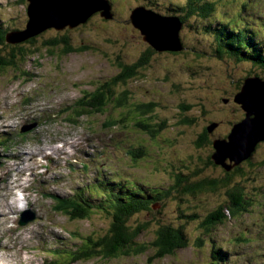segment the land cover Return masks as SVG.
<instances>
[{
    "label": "rangeland",
    "instance_id": "374dc122",
    "mask_svg": "<svg viewBox=\"0 0 264 264\" xmlns=\"http://www.w3.org/2000/svg\"><path fill=\"white\" fill-rule=\"evenodd\" d=\"M108 1L112 21L96 14L66 32L73 47H88L85 52L62 56L57 48V55H48L44 42L63 35L49 31L34 44L25 45L35 54L29 53L14 67L0 69V178L7 162H16L11 165L7 189L0 194V264H51L58 259L68 264L70 252H76L97 231L104 233L110 221L124 222L133 230L145 227L134 239L145 244L159 227H172L181 230L187 246L162 258L149 249L113 261L92 258L70 264H264V146L257 148L253 160L239 165L230 182V190L242 189L251 202L246 211L232 215L227 207L222 222L205 227L209 211L226 202L225 188L185 192L199 180L223 176V169L203 162L214 153L212 142L225 138L244 118L241 107L233 102L244 79L259 76L264 81V68L250 56L258 50L264 58V0L216 1L208 19L191 15L185 21L180 32L183 50L163 54L144 42L131 23V13L142 6L163 16L180 17L184 0ZM27 6L25 0H0L1 26L8 31L25 29ZM220 22L230 24V44L246 46L253 38L251 51L228 54L219 47L212 33L217 27L207 30L205 26ZM218 36L227 43L225 33ZM9 51L10 47L0 46V58L8 59ZM147 52L146 63L135 77L116 86V94L128 92L122 111L132 106L130 110L139 113L137 108L152 105L150 112L109 128L104 124L117 120L119 112L103 109L80 117L77 123L72 122L74 116L67 120L68 113L62 112L65 108L85 94L93 96L106 81L118 77V62L134 64ZM182 119L193 122L182 124ZM140 121L154 126L155 138L139 129ZM39 122L37 130L20 132L23 126ZM213 124L217 127L210 132V141L198 150V135ZM131 150L137 152L135 156L143 150L141 159L134 162ZM29 164L34 167L28 171L34 181L23 174ZM17 168L22 170L18 175ZM199 169L205 172L199 175ZM15 176L16 187L27 192V208L21 213L31 208L41 218L22 228L16 224L17 208L9 206L16 197ZM138 185L144 193L139 199L148 203L125 218L120 209L112 214V206L99 197L112 195L114 188L117 195L127 198L128 190L135 191ZM51 195L87 198L92 216L71 220L54 209Z\"/></svg>",
    "mask_w": 264,
    "mask_h": 264
},
{
    "label": "trees",
    "instance_id": "16d2710c",
    "mask_svg": "<svg viewBox=\"0 0 264 264\" xmlns=\"http://www.w3.org/2000/svg\"><path fill=\"white\" fill-rule=\"evenodd\" d=\"M184 1H185V7L184 9L181 10V13H183L184 15L180 17L175 16V17L180 18V21L182 22L183 25H185V21L191 15H198L202 18L208 19L211 16V14L214 12V5H215V2L218 0H184ZM27 5H28V1H27ZM26 14H27V8H26ZM97 15H100V13H98ZM102 19L105 21L113 20V19L106 20L104 18ZM212 27H217L216 29L213 30L214 32L212 33H215L217 35L218 41H219V47L225 48L228 54H230V51L240 50L238 54L243 55L244 53L242 54V52L247 51V50L251 51L252 46L250 45V43L252 42L253 38L251 39V41L247 42L246 46H243L242 43H240L239 45L230 44L229 37L230 35H232L233 32L230 31L229 29L230 28L229 23L225 24L224 22H220L219 26L214 25V24H209L205 26L207 30H212ZM134 29L136 28L134 27ZM69 30L71 29L67 28L63 31H56V33L63 34V35H60L59 37L58 35L55 37L53 36V38L44 42V47L46 51L48 52V55H57V51H58L57 48H61L60 51H61L62 56H65L68 54H75V53L80 54L88 50V47L86 46L73 47L71 45L70 38L66 36V32H68ZM49 31L54 32V30H48L46 32H49ZM10 32L12 31H8L7 29H4V27L1 26V23H0V46L10 47V51L8 53L9 58L8 59H5L4 57L0 58V69H4L6 67H14L18 65V60H23L27 58L29 53H31L32 55L35 54L34 51L25 47V45H30V43L34 44L35 40L41 38L39 35L38 37L31 39L25 43L18 44V45H11L6 42V36ZM139 33L143 38V35L141 34L140 31ZM218 33L220 35L222 33H225L227 35V38H228L227 43L224 42L226 40L218 36ZM249 46H250V49H249ZM152 50L155 51L154 48H152ZM254 52L252 54L249 53L251 58L255 59V62L257 61L258 62L257 64L261 65L264 68V58L261 57V53L258 50L256 51L254 50ZM167 53H173V52H167ZM174 53H178V52H174ZM218 53L222 54L223 51L219 50ZM149 55H150V52H147L138 60V62L134 64H130V65H127L122 62H118V67L121 72V73L119 72L118 77H115L112 80L106 81L102 89L99 91H95L93 96L87 97L89 94H85V96H83L81 99L76 100L70 107L68 106L69 108L67 107L64 109L63 114L68 113L69 121L74 116L75 120H72V122L77 123V120L80 117H83L85 115H94L96 113H101L103 109H106L109 112L113 110L114 113L119 112L117 114L118 116L117 120H110V122L108 121L104 124L105 126H107V128H109V126L117 125L119 123H124L129 120H135L136 115H138L139 113L141 117L145 116L146 113L151 111L152 105L141 106L139 108L136 107L139 113H135L136 109L134 108L133 110H130L132 106L130 107L128 106L129 110L127 109L126 111H122V109L124 108V103H126V101L128 102V97H127L128 92H123L118 95L116 94V86L120 83L125 84L128 80L135 77L138 73V70L146 63ZM236 58L240 62L244 61V58L242 59H239L238 57ZM249 77H254V76H247L245 79ZM233 102H234V98H233ZM245 118L246 116L244 113V118L241 121H243ZM192 122L193 121L189 119H184V120L182 119V124H192ZM139 126H140L139 129L141 131L145 133L147 132L151 138H155L156 131L154 130V126L152 124L147 123L145 121H140ZM206 132L210 134V132L208 131V128H206ZM213 143L214 141L212 142V148L214 150ZM195 145H196L195 147L198 150H201L204 148L202 139L201 140L197 139V144ZM262 146H264V142L260 143L257 146V148L260 150ZM255 153L256 151L254 152V154ZM135 154H137V152L135 150H131L130 155L132 156V160L134 162H137L139 159H141L143 155V150L138 152L139 156H135ZM254 154L247 161L253 160ZM213 155L214 153L209 154L205 158V161L203 162V164L205 166H210V167L219 166L224 171H226L222 166L217 165L215 163L212 157ZM226 163L229 165L230 161L227 160ZM204 172L205 170L199 169V175ZM226 172H230V171H226ZM214 177L218 178L216 176H211L206 179H203V181L199 180L196 183V185L191 186L190 188H186L185 192L196 194L201 191L202 192L215 191V187L216 189L218 187L225 188V191L227 192V199L225 200L226 201L225 203H223V201L221 203L230 205L231 214L235 215V214H240L246 211L247 204H250L251 202L249 203L248 201H246L247 200L246 197H244V195H242L241 193L242 189H241V192L239 191L240 189H236V188L234 190L229 191L230 189L229 184L232 181L233 176H231L230 179H226V180H221V179L215 180ZM133 189L135 191H132L131 189L128 190L129 194L127 198H123V195H117L114 191V188L112 189L113 190L112 195H108V196L100 195L99 197L104 199L105 204H109L112 206V211H113L112 214H118V211L120 209L121 217L125 218L134 213L139 212L142 207L146 206L144 204L148 203V202L144 203L141 199H139L140 195L144 194L143 191L140 189L139 185L138 187L133 188ZM158 195H160L161 197L162 196L164 197V195L160 193ZM165 196H168V194ZM51 197L53 198L56 204L54 209L57 212H61L65 214L71 220H85L89 216H92L91 211L89 210L90 204L87 198H81L80 200H77L75 197L64 198V197H60L56 195H51ZM223 209H224L223 207L219 208L217 210L218 212L213 213V215L208 213L206 219L204 220L203 225L205 227H210V221L212 217L214 216L218 217V215H220V217H223V214H224ZM110 225H111L110 228L106 229L104 233L97 231V233H95L93 236L87 237V239L83 240V243L80 245V247L77 249L76 252H70L71 259L68 264L81 261L83 259L89 260L91 258H98V260L100 261H102L103 259L110 260V259H115V258L124 256L126 254H132V253L140 254L144 252L145 250H149V249H153L154 251L157 252L155 254L156 258H162L164 256H172L180 248L187 246L185 237H183L181 230L176 231V230H173L172 227L165 226L164 228L158 229L152 241L145 244V243H137L134 240L138 236L139 231L142 229H145V227L140 226L137 230L136 229L133 230L129 226H127L124 222H119V221H110ZM86 242H87V245H85ZM219 260H220V257H219ZM222 260L224 259L222 258ZM51 264H67V263H61V261L58 259L57 263H51Z\"/></svg>",
    "mask_w": 264,
    "mask_h": 264
},
{
    "label": "water",
    "instance_id": "95a60500",
    "mask_svg": "<svg viewBox=\"0 0 264 264\" xmlns=\"http://www.w3.org/2000/svg\"><path fill=\"white\" fill-rule=\"evenodd\" d=\"M28 22L24 30L7 34L6 42L11 45L25 43L48 30L63 31L75 29L86 24L94 15L112 20L114 14L108 0H27ZM132 25L143 35V40L158 53L180 52V32L183 24L179 17L163 16L144 7H138L131 13ZM228 103V100L224 101ZM234 102L244 111L246 118L234 125L226 139L213 143L217 165L226 171L238 167L249 160L257 146L264 142V81L258 77H249L243 81ZM37 125L25 126L22 132H28ZM216 124L208 128L212 132ZM229 160L228 165L226 161ZM37 219L34 212L22 214L20 226H26ZM27 221V222H26Z\"/></svg>",
    "mask_w": 264,
    "mask_h": 264
},
{
    "label": "flooded vegetation",
    "instance_id": "af4514ba",
    "mask_svg": "<svg viewBox=\"0 0 264 264\" xmlns=\"http://www.w3.org/2000/svg\"><path fill=\"white\" fill-rule=\"evenodd\" d=\"M121 73V72H120ZM240 89H241V87H240ZM240 89H239V91H240ZM231 104V103H230ZM237 105V104H236ZM238 106V105H237ZM231 130V129H230ZM231 132V131H230ZM212 135H214V133L212 134ZM210 136H211V134H208L206 131H202L201 132V134H199L198 135V139L199 140H203V144H204V146L208 143L207 141H209L210 139ZM226 136H228V135H226ZM225 136V138H227ZM225 138H220L219 140H223V139H225ZM200 159V158H199ZM248 162V161H247ZM206 164V163H205ZM8 162H7V166L6 167H4L2 170H1V172L4 174L5 173V170H7L8 169ZM215 167V169H222L221 167H219V166H214ZM241 166H239V167H237V168H234L233 170H231V172H223V176H219L218 178H215V180H218V179H221V180H226V179H230V177L235 173V172H237L238 170H239V168H240ZM224 171V170H223ZM233 172V173H232ZM7 181H6V179H5V177H1L0 178V189L3 187V184H5ZM230 185V184H229ZM223 186V185H222ZM230 187V186H229ZM187 188H190V187H187ZM229 191H230V189H229ZM200 193H203L202 191L200 192ZM229 196V195H228ZM230 197V196H229ZM238 202V201H237ZM145 207V206H144ZM227 208V207H229L230 208V205H228V204H222L221 202L216 206V208H214V209H212L211 211H209V213L210 214H212L213 215V213H215V212H218L217 210L219 209V208ZM228 208V209H229ZM224 209H223V213H224ZM209 214V215H210ZM223 218H224V214H223V217H217V216H214V217H212L211 218V221H210V226H213V225H215V224H217V222H219V221H223ZM220 223V222H219ZM140 227V226H139ZM138 227V228H139ZM109 228H110V226H109ZM108 228V229H109ZM160 228H164V227H159L158 229H160ZM155 253H157V252H155ZM120 257H118V258H115V259H110L109 261H113V260H117V259H119ZM92 259V258H91Z\"/></svg>",
    "mask_w": 264,
    "mask_h": 264
},
{
    "label": "bare ground",
    "instance_id": "6f19581e",
    "mask_svg": "<svg viewBox=\"0 0 264 264\" xmlns=\"http://www.w3.org/2000/svg\"><path fill=\"white\" fill-rule=\"evenodd\" d=\"M263 125H264V121L262 120V119H260L259 120ZM27 159V158H26ZM29 159V158H28ZM20 203V207H19V204ZM22 203L24 204V208H26V204H28L27 202H26V200L25 199H21V198H16V199H14V201L13 202H10L9 203V206H15V207H17L18 208V210L19 211H21L22 209ZM23 208V209H24Z\"/></svg>",
    "mask_w": 264,
    "mask_h": 264
}]
</instances>
